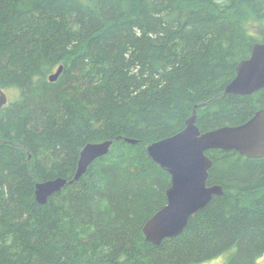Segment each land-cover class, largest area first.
Wrapping results in <instances>:
<instances>
[{
  "label": "trees",
  "instance_id": "16d2710c",
  "mask_svg": "<svg viewBox=\"0 0 264 264\" xmlns=\"http://www.w3.org/2000/svg\"><path fill=\"white\" fill-rule=\"evenodd\" d=\"M262 39L264 0H0V264H258L264 158L208 151L222 195L159 246L143 226L170 185L146 147L193 114L206 132L264 109V89L225 93ZM57 178L38 204L35 185Z\"/></svg>",
  "mask_w": 264,
  "mask_h": 264
},
{
  "label": "water",
  "instance_id": "95a60500",
  "mask_svg": "<svg viewBox=\"0 0 264 264\" xmlns=\"http://www.w3.org/2000/svg\"><path fill=\"white\" fill-rule=\"evenodd\" d=\"M61 70L60 66L49 76V81L54 82ZM261 88H264V39L253 46L247 60L237 65L236 76L226 86L225 93L243 96ZM6 103L7 97L0 90V108ZM195 119L193 114L182 131L146 147L151 159L170 176V185L165 192L166 204L143 226L146 240L155 246H159L164 239L180 235L189 217L202 210L213 196L222 193L220 186H206L212 166L207 151H234L247 158L264 157V110L258 111L240 126L221 127L206 133L199 131L194 124ZM125 140L136 143L135 140ZM111 145V141L85 145L72 180L81 177L95 159L108 152ZM65 184L61 178L36 184V202L45 204L47 198L59 192Z\"/></svg>",
  "mask_w": 264,
  "mask_h": 264
},
{
  "label": "rangeland",
  "instance_id": "374dc122",
  "mask_svg": "<svg viewBox=\"0 0 264 264\" xmlns=\"http://www.w3.org/2000/svg\"><path fill=\"white\" fill-rule=\"evenodd\" d=\"M247 27L249 29V32H252L253 33V36L254 37H257L256 34V28L253 27V23L252 22H247ZM224 262V258L223 257H219V258H216V260L214 261H209V262H205L203 264H222ZM258 264H264V254H262V256H260V258L258 259Z\"/></svg>",
  "mask_w": 264,
  "mask_h": 264
},
{
  "label": "flooded vegetation",
  "instance_id": "af4514ba",
  "mask_svg": "<svg viewBox=\"0 0 264 264\" xmlns=\"http://www.w3.org/2000/svg\"><path fill=\"white\" fill-rule=\"evenodd\" d=\"M263 42V39H262V41L261 42H258V43H256V44H260V43H262ZM253 48V47H252ZM251 52H252V49L250 50V53H249V55H248V57H246L244 60H247L249 57H250V55H251ZM244 60H241V61H244ZM240 61V62H241ZM239 62V63H240ZM238 63V64H239ZM237 67V66H236ZM236 70V69H235ZM235 76H236V73H235ZM235 78V77H234ZM262 89H264V88H261V89H258V90H256V91H254V92H252L251 94H253V93H256L257 91H260V90H262ZM1 90V89H0ZM3 91V90H2ZM4 92V91H3ZM5 93V92H4ZM251 94H249V95H251ZM5 95H6V93H5ZM237 96H241V95H237ZM243 96H247V95H243ZM6 97H7V95H6ZM7 103H8V97H7ZM6 103V104H7ZM5 106V105H4ZM4 106H2V107H4ZM1 107V108H2ZM0 108V109H1ZM261 110H264V109H260V110H257L255 113H257L258 111H261ZM255 113L248 119V120H246L245 122H247V121H249L254 115H255ZM245 122H243V123H241V124H239V125H236V126H240V125H242V124H244ZM195 124V123H194ZM236 126H222V127H236ZM219 128H221V127H219ZM216 129H218V128H216ZM213 130H215V129H213ZM200 131V130H199ZM211 131V130H210ZM206 132H209V131H206ZM206 132H201V133H206ZM208 152V151H207ZM206 152V153H207ZM262 158H264V157H262ZM210 159V158H209ZM254 159H257V158H254ZM259 159V158H258ZM209 172V171H208ZM208 178V177H207ZM206 186L207 187H212V186H218V185H208L207 184V182H206ZM221 191H222V188H221ZM220 195H222V193L220 194ZM220 195H218V196H220ZM212 199V198H211Z\"/></svg>",
  "mask_w": 264,
  "mask_h": 264
},
{
  "label": "bare ground",
  "instance_id": "6f19581e",
  "mask_svg": "<svg viewBox=\"0 0 264 264\" xmlns=\"http://www.w3.org/2000/svg\"><path fill=\"white\" fill-rule=\"evenodd\" d=\"M35 189V188H34Z\"/></svg>",
  "mask_w": 264,
  "mask_h": 264
}]
</instances>
